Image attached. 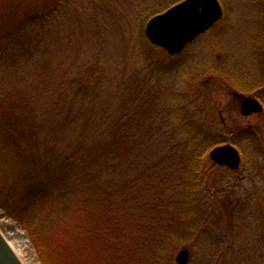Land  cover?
Instances as JSON below:
<instances>
[{
    "label": "rangeland",
    "instance_id": "rangeland-1",
    "mask_svg": "<svg viewBox=\"0 0 264 264\" xmlns=\"http://www.w3.org/2000/svg\"><path fill=\"white\" fill-rule=\"evenodd\" d=\"M179 1L0 0V49L12 50L16 59L10 80L5 76L0 84V104L13 105V112L28 124L29 138L11 158L25 185L56 178V169L68 167L66 156L75 144L81 156L94 140L96 157L112 158L125 177L133 178L122 209L113 211L112 219L101 212L99 220L112 222L87 264H103L96 261L100 247L112 264L121 263L119 254L129 251L133 260L140 254L143 263L151 239L166 228L177 242L169 247L168 264H178L182 248L190 251L186 264H194L199 215L207 219L206 235L224 245L227 257L225 263L209 264H264L259 255L264 254V110L244 116L239 106L245 95L258 98L264 107V0H219L222 17L182 52L169 54L148 40L145 24ZM18 2V9L10 13ZM10 27L20 30L12 36ZM185 113H191L188 119L206 136L220 139L228 128L234 130L229 143L238 148L241 163L231 175L223 176L228 167L210 158L211 148L207 166L215 172L203 169L201 184L189 183L186 153L173 149L164 158L154 138L159 132L135 150L107 147L112 138L128 141L133 125L142 120L160 122L166 141L178 143L185 137L178 129ZM111 122L115 130L101 133L97 126L102 123L108 131ZM188 188L199 208L197 219L184 212ZM119 198L114 194L113 202ZM151 198L160 203L154 205ZM78 200L59 210L56 229L66 230L60 223L65 214L84 219L74 206ZM0 228L25 264H42L25 229L1 209ZM237 236L241 239L234 248V242H227ZM203 250H209L206 244ZM58 260L59 256L54 264H61Z\"/></svg>",
    "mask_w": 264,
    "mask_h": 264
},
{
    "label": "trees",
    "instance_id": "trees-1",
    "mask_svg": "<svg viewBox=\"0 0 264 264\" xmlns=\"http://www.w3.org/2000/svg\"><path fill=\"white\" fill-rule=\"evenodd\" d=\"M19 5V2L16 3L9 12L13 14ZM11 30H13L12 36H15V33L19 32L20 29L11 28ZM6 48L0 49V84L6 78L5 76H7V80H10L9 75L16 70L14 66L15 54L12 50L7 53ZM79 85L78 87L81 90L84 89L81 84ZM147 89H151L148 87V83ZM92 91L93 88L91 87L90 100L93 94ZM12 107L13 105L8 107L0 104V209L25 229L42 264H54V260L58 256L60 260L57 262L61 264H87L92 254L91 250L94 251L99 247L96 244L97 240L101 234L109 232L107 227L112 222V220H104V218L99 220L101 212L112 219L113 211L118 213L122 209L123 204L127 202L125 194L129 193V189L133 186V178L125 177L118 163L114 162L112 158L105 157L102 159L99 156L96 157L98 152L96 144L98 141L94 140L88 142L87 149L81 156L78 154L80 145L75 144L72 151L66 156L68 167L56 169V173H58L56 178L40 184L32 182L31 185H25L22 171L14 168L13 165L17 163L11 162V158L15 155L14 151L23 143V140L29 138L28 124L22 114L13 112ZM147 115L152 114L147 112ZM183 116V121L178 129L185 134V137L178 143L169 144L170 141H166V131L160 122L156 125L142 120L140 125H133V134L129 135L128 141H117L112 138L107 147L115 144L114 149L117 146L121 150H135L141 145H145V143H151V139L147 140L149 135L152 133V136H154L156 133L153 134V132H159L154 138L155 143L160 145L158 147L160 154L166 158L173 149L186 153L184 160L187 163L184 172L188 175V181L189 183L194 182L196 185L201 184L198 180L203 181V176H201L203 169L210 171L209 174L215 172H211L209 166H207L209 163L207 152L220 143L232 142L234 130L228 128L223 133L224 138L220 139V136H206L202 127H198L194 120L188 119L191 113H185ZM97 127L103 134H110L115 130L112 122L107 126L108 131L102 123ZM170 128L171 126H169ZM30 131L29 133L32 136L33 131L31 129ZM136 138H138L137 143L134 142L137 140ZM142 140L143 142H141ZM74 161L75 164L72 165ZM68 168L70 173L67 171ZM212 168H214L213 165ZM233 172L234 170L227 168L223 176H229ZM129 184L130 187L128 188ZM186 192L188 200L182 201L184 212L197 219L199 208L191 199L193 196L191 189L188 188ZM114 194H120V198L116 202H113ZM75 198L79 199L77 204L74 205L77 207L76 212L78 213L81 209L84 213V219L78 218L75 220L73 215L72 218H66L68 214H65L63 221L60 223L65 225L66 230L56 229L58 228V224L55 222L57 213L62 210L66 203H71ZM150 201L154 205L160 203L155 198H151ZM198 220L202 232L198 230V235L194 239L196 242L195 250L197 251V262L194 264H199L200 261L202 263L203 260L207 264L210 261L225 263L227 257L223 255L225 254L224 245L219 242H216V245L213 242V236L211 239L210 236L206 235L207 219L201 220V215H199ZM124 222L127 224V218ZM190 225L193 227L194 223L191 222ZM193 230L197 232V228L194 227ZM158 233L161 234L154 236L152 239L150 237V251L148 252V258H145L143 263L140 254L137 257L139 259L135 258L133 260V252L129 251L126 256L119 254V259L122 261L119 264H134V261L136 264H168L170 260L169 247H173L177 242L172 240L168 228ZM126 235H128L127 232ZM230 238L228 237V239ZM140 239L143 240L144 238ZM240 239L237 236L232 238L233 241L228 240L227 243L234 242L232 247L235 248L238 247ZM203 244L207 245L208 251L203 250ZM129 249H133V245L129 244ZM152 249L154 252H152ZM98 252L99 254L96 253V261H101L103 264H112L103 248L100 247ZM259 253L260 260H263L264 254ZM221 256L224 257L219 260Z\"/></svg>",
    "mask_w": 264,
    "mask_h": 264
},
{
    "label": "water",
    "instance_id": "water-1",
    "mask_svg": "<svg viewBox=\"0 0 264 264\" xmlns=\"http://www.w3.org/2000/svg\"><path fill=\"white\" fill-rule=\"evenodd\" d=\"M223 14L219 0H181L166 10L150 17L145 24V35L156 46L169 54H176L191 42L199 33L211 27ZM263 109L257 98L243 97L240 111L243 115ZM210 158L217 164L237 169L241 154L231 143L215 146ZM190 257L188 248L179 250L176 261L186 264ZM0 264H25L5 233L0 228Z\"/></svg>",
    "mask_w": 264,
    "mask_h": 264
},
{
    "label": "flooded vegetation",
    "instance_id": "flooded-vegetation-1",
    "mask_svg": "<svg viewBox=\"0 0 264 264\" xmlns=\"http://www.w3.org/2000/svg\"><path fill=\"white\" fill-rule=\"evenodd\" d=\"M263 16H264V9H263ZM262 32H263V34H262ZM261 34H262V37H263V38H261L262 42H264V24L261 27ZM263 110H264V107H263Z\"/></svg>",
    "mask_w": 264,
    "mask_h": 264
}]
</instances>
